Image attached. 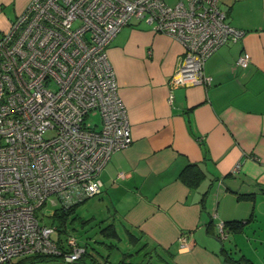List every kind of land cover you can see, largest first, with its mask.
I'll use <instances>...</instances> for the list:
<instances>
[{
	"label": "crops",
	"instance_id": "0c3cea01",
	"mask_svg": "<svg viewBox=\"0 0 264 264\" xmlns=\"http://www.w3.org/2000/svg\"><path fill=\"white\" fill-rule=\"evenodd\" d=\"M29 1L0 0V27ZM219 3L244 34L205 60L207 86H172L183 46L144 20L131 19L108 46L133 140L111 154L97 196L118 239L168 264H235L222 245L254 262L252 243H264V0ZM186 166L198 178L192 185L179 176ZM218 219L241 222L228 244L215 235Z\"/></svg>",
	"mask_w": 264,
	"mask_h": 264
},
{
	"label": "built area",
	"instance_id": "2783aa9c",
	"mask_svg": "<svg viewBox=\"0 0 264 264\" xmlns=\"http://www.w3.org/2000/svg\"><path fill=\"white\" fill-rule=\"evenodd\" d=\"M133 18L182 44L172 86L209 85L205 60L244 34L219 0H30L0 27V264L36 255L79 264L94 256L73 235L53 237L55 225L37 209L47 201L68 208L99 193L111 154L131 144L108 46ZM237 61L245 65L246 55ZM90 111L98 127L85 120ZM215 235H228L220 219ZM179 242L185 247L188 237ZM95 264L113 263L97 257Z\"/></svg>",
	"mask_w": 264,
	"mask_h": 264
},
{
	"label": "rangeland",
	"instance_id": "374dc122",
	"mask_svg": "<svg viewBox=\"0 0 264 264\" xmlns=\"http://www.w3.org/2000/svg\"><path fill=\"white\" fill-rule=\"evenodd\" d=\"M85 120L92 125L96 124V127H98L100 118L96 111H90L89 114L86 115ZM52 198H55V196ZM55 207V205L50 204L48 201L45 205L39 207L37 213L40 216V220L42 222L50 221V214ZM104 214H106V211L97 194L78 202L67 219L68 234L76 237L81 244L87 245L88 247H86L89 251H93L94 249L103 255L109 254V260L114 264H161L160 262L162 261L159 260L158 255L155 254L152 248L143 246L136 250L141 245L140 242L134 244L135 247H132L127 237H121V240L116 237H107L104 235L100 230L101 227L107 224V221L104 220L103 217ZM101 220L103 221L101 222ZM65 236L66 235L63 233L62 238H65ZM224 242L228 244L229 240L226 238ZM110 243H112L113 246H109L108 244ZM252 244L256 247L248 251L249 256L253 258L256 264H264V243L255 242ZM252 244L251 247H253ZM244 250H247V247H244ZM13 262L14 264H65L60 259L31 261L29 258L21 259L20 257L14 258ZM167 262H169V260ZM167 262L162 263L168 264Z\"/></svg>",
	"mask_w": 264,
	"mask_h": 264
},
{
	"label": "trees",
	"instance_id": "16d2710c",
	"mask_svg": "<svg viewBox=\"0 0 264 264\" xmlns=\"http://www.w3.org/2000/svg\"><path fill=\"white\" fill-rule=\"evenodd\" d=\"M190 165H193V164H188V166H190ZM179 176L188 185H192V184L196 183L197 179H198L196 176V173H194L192 175L190 174V169H187V166L180 171ZM76 204H74L68 208H63L60 206H56L54 208L53 212L50 214L51 215L50 221L46 222V223L55 225V227H56V232H55V235L53 234V237H63V233L66 236L68 235L67 219H68L69 214L74 210ZM210 224H211V221H210L209 225ZM224 225H225V229L227 231L237 230L240 228L241 222L237 221V220H227V221H224ZM100 230L107 237L120 238V235H119L115 225L112 222L105 224L103 227H101ZM128 236H130V237L135 236V234H133L132 232H128ZM108 245L113 246L112 243H110ZM85 246H87V245H85ZM93 251H94V256H92V255L90 256V254L83 255L80 258V260L78 261L79 264H95V262L97 261V257L101 258L105 261H110L109 260V254L103 255L94 249H93ZM220 253L223 255L224 260L229 262V263L253 264V261L244 255H239V256L233 255L231 253V251L226 249L223 245L220 249ZM25 259H27V258H25ZM29 259H31V261H33V260H41V259L46 260V259H57V258L51 257L49 255H36V256L29 257ZM122 260H124V259H122ZM21 261H23V260H21Z\"/></svg>",
	"mask_w": 264,
	"mask_h": 264
}]
</instances>
